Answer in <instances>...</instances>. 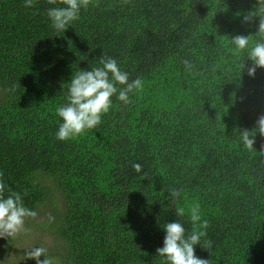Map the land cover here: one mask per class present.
<instances>
[{
  "label": "trees",
  "instance_id": "obj_1",
  "mask_svg": "<svg viewBox=\"0 0 264 264\" xmlns=\"http://www.w3.org/2000/svg\"><path fill=\"white\" fill-rule=\"evenodd\" d=\"M256 6L92 0L57 31L47 12L59 2L0 0V180L5 197L19 193L42 217L27 218L22 236L38 229L53 237L30 239V250L46 248L54 264H166L156 252L163 226L180 222L189 235L198 203L209 222L200 243L212 246L196 245L197 257L264 264V136L249 149L240 133L255 131L264 114V68L250 76L248 51L236 53L232 41L264 39L259 17L243 20ZM104 57L142 88L127 104L114 95L95 128L58 140L56 109L72 75L101 67ZM172 189L180 191L175 204ZM15 238H3L0 264ZM21 264L36 262L26 256Z\"/></svg>",
  "mask_w": 264,
  "mask_h": 264
},
{
  "label": "clouds",
  "instance_id": "obj_2",
  "mask_svg": "<svg viewBox=\"0 0 264 264\" xmlns=\"http://www.w3.org/2000/svg\"><path fill=\"white\" fill-rule=\"evenodd\" d=\"M59 4L64 7H52L48 9L47 15L51 20L52 27L57 31H66L68 26L79 19L81 8L85 10L92 0H48L51 5ZM127 3V0H124ZM34 0H24V6L31 8ZM259 17L258 36L264 38V0H257L254 11L243 17L245 23H252ZM251 36L237 35L232 38L235 45L234 51L240 53L248 51V59L253 62L248 68V74L255 76L257 68H264V39L256 41L249 47ZM188 66V61H184ZM101 67L91 70H81L72 75L68 87L67 102L56 109V113L62 118L56 137L60 141L75 139L99 125L102 116L107 114L112 107V97L118 93V100L130 103L128 93L133 89L142 88V81L137 78L129 83L127 72L121 71L117 61L111 57L100 60ZM117 85L125 87L119 88ZM254 130L244 129L240 131L245 147L251 149L255 143L257 133L264 136V114L256 121ZM137 171L141 165H134ZM3 174L0 173V176ZM5 184L0 180V238H13L25 231L26 218L36 217L37 213L25 207L22 196L17 192H10L5 197ZM171 203L175 204L180 196V191L172 189ZM190 219L193 225L192 232L186 236L185 228L180 222L172 221L166 223L163 228L166 235L163 246L157 248V254L166 260V264H209V260L197 257L196 245H202L204 249L211 250L212 242L206 241L201 244V238L207 235L209 222L202 220L200 205L194 204L190 208ZM178 216L185 215L184 207H177ZM30 260L36 264H54L48 257L47 249L44 247H33L26 252ZM43 257V259H41Z\"/></svg>",
  "mask_w": 264,
  "mask_h": 264
},
{
  "label": "rangeland",
  "instance_id": "obj_3",
  "mask_svg": "<svg viewBox=\"0 0 264 264\" xmlns=\"http://www.w3.org/2000/svg\"><path fill=\"white\" fill-rule=\"evenodd\" d=\"M28 219H35V220L40 219L41 220L42 217L37 214L36 217H34V218L29 217ZM30 231L32 233V236L29 237L30 239L33 240V239L39 238L42 241L46 242L47 244L53 243V237H51L48 233L45 232V234H44L38 229H33ZM19 237H21V239H19ZM15 239L16 240L13 241V243H15V244H12L9 247L10 252H8L2 258V261H1L2 264H21L23 262L24 258L26 257V252L30 250V248H29V247H31L30 239H27L25 236H22V233L17 235ZM2 242H3V238H0V246L2 245L1 244ZM23 253H24V257H22Z\"/></svg>",
  "mask_w": 264,
  "mask_h": 264
}]
</instances>
